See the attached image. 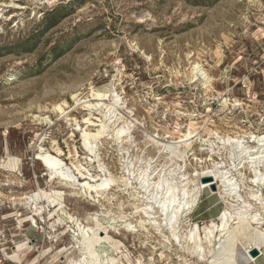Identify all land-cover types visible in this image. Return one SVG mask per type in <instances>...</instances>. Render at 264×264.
I'll list each match as a JSON object with an SVG mask.
<instances>
[{
	"label": "rangeland",
	"instance_id": "rangeland-1",
	"mask_svg": "<svg viewBox=\"0 0 264 264\" xmlns=\"http://www.w3.org/2000/svg\"><path fill=\"white\" fill-rule=\"evenodd\" d=\"M55 11L59 22L47 26ZM114 95L116 114L95 108ZM102 123L107 133L95 155L83 135ZM123 126L129 135L117 142ZM190 127L197 136L185 160H171L151 141L179 142ZM248 134L264 137V0H0V264L84 259L71 218L101 238L93 250L100 262L206 264L188 244L144 223V194L133 178L148 163L164 173L179 165L191 178L218 168L242 183L233 205L249 203L264 218L250 199L257 188L246 155L228 142ZM40 149L63 161L75 187L50 179L36 159ZM10 158L19 160L15 175L3 167ZM80 173L112 178L111 191L100 201L90 197ZM213 185L218 190L202 189L183 218L182 236L198 223L204 238V225L229 207ZM38 189L61 197L57 206L46 199L33 205ZM242 238L243 248L253 244ZM242 247L240 264H264L262 250L254 258Z\"/></svg>",
	"mask_w": 264,
	"mask_h": 264
},
{
	"label": "bare ground",
	"instance_id": "bare-ground-1",
	"mask_svg": "<svg viewBox=\"0 0 264 264\" xmlns=\"http://www.w3.org/2000/svg\"><path fill=\"white\" fill-rule=\"evenodd\" d=\"M197 68L195 69L198 70ZM197 77L198 75L193 77V81L197 79ZM95 96L97 101L102 98L101 93H96ZM112 102L113 103L109 105L98 103L95 105V108L97 110L106 108L107 113L116 114L117 108L120 105V99L115 98L114 95ZM58 109L61 110L62 113L64 112L61 107ZM105 118L109 119V114H107ZM86 123H89L91 126L94 125L91 122V119H86ZM99 127H101V129L98 130L96 134L84 133L83 135L84 147L89 153L95 154L94 144H96L98 140L104 138L107 133V126L105 123H102ZM182 134L183 135L181 136V140L179 142L162 143L158 142L154 138H151V141L154 144L159 145L162 148V151L160 152H166L167 155L171 157V160H173L175 156L185 160L187 154L186 151L191 148L192 140L197 136V134L196 129L193 127H190L185 134ZM128 135L129 127L127 128L126 126H123L121 128H117L115 131V140L117 142H123ZM241 138L242 140L244 138H248L249 140L251 139L253 140L252 143L258 142V149L257 147H255V149L244 148V142ZM228 142L236 147L235 148L233 146L235 151L237 149L240 151L242 156L246 155V160L248 162L244 163H248L246 166L249 167L251 173L253 174V179L250 183L254 186V188H257V191H251L250 199L262 205L264 209V196L260 193V191H263L264 189V137L259 138V136L256 137L253 134H248L244 137H229ZM181 148H184V150H181ZM234 156L235 155L233 154V157ZM36 159L42 163L46 171L50 174V179L58 178L61 183L65 185L69 184L75 187V176L70 174L69 170L66 169V165H64L60 158L53 156L42 149ZM18 166L19 160L10 158L7 165L3 167H6L8 173L15 175ZM211 172H213V174ZM211 172H209L211 173L210 176L196 174L194 176L196 179H194L188 177L186 171H183L182 167L179 165H177L176 169L170 173H164L163 170L158 171L157 169L155 170V168L153 169L151 164L148 163L146 168H144L139 175H136L135 178H133L140 185L138 190L141 192L138 194H144L142 199H140L141 201L144 200L143 205L145 208L143 213L145 215L144 218L146 219L144 223L148 221L151 228L154 227L158 231H161L166 235L168 234L170 238L177 243L181 244L184 242V245L188 244L189 250L186 246L182 247L187 249L186 251H189L191 256L203 261L206 264H238L237 253L239 246L242 247L239 241L242 237L244 238V236L248 238L247 243L248 241H252L253 243L250 244L248 248L242 247L244 250L258 248L262 250L264 254V218H261V215H254V213L251 212L252 206L249 203L243 202V205H233L234 202L238 204L240 201H235V199L241 196L240 194V196L238 195L237 191L241 188L242 183L235 180L232 175L228 176L230 172H224L218 168ZM80 174L83 181H87L83 185L84 192L99 201L104 197V195L111 191V187L114 184L112 178L102 177L99 175L96 177L93 175L85 177L84 174ZM202 179H210L211 182L203 183L201 182ZM197 181L200 182L197 184ZM214 183L220 185L219 191L222 190L221 197L229 199V201H227L229 207L225 208L219 214L217 219L209 221L206 225L203 224L204 238L202 237L201 226H199L198 223L193 226H189L190 229L188 230V233L182 236L180 229L184 222L182 221L183 218H188V216L192 214L197 207L199 199L202 195V189L208 187L210 188ZM212 191L213 190H211V192ZM146 194L148 195L146 196ZM53 196L54 195L52 194L42 193V191L38 189V191L30 199V202H32L33 205H37L40 199H46L52 207H56L57 202L61 197H58L59 199L57 200L56 197L54 198ZM37 213L38 209L36 208V214ZM71 219L72 222L70 223L75 224V226H77L76 228H78V231H76L78 234L75 235L74 239L78 241L83 257L86 256L84 259L77 261L76 264H120L118 258H107L108 260L106 261H98V255L96 256L93 250L101 238L94 233L93 228L82 227L80 223L75 221L73 218ZM129 230L131 231V229ZM258 244H262L263 246ZM118 254H120V252L116 255Z\"/></svg>",
	"mask_w": 264,
	"mask_h": 264
},
{
	"label": "trees",
	"instance_id": "trees-1",
	"mask_svg": "<svg viewBox=\"0 0 264 264\" xmlns=\"http://www.w3.org/2000/svg\"><path fill=\"white\" fill-rule=\"evenodd\" d=\"M58 14H59V11H55V12H52L50 14H48L46 16V22H47V26H54L56 25L59 21H58Z\"/></svg>",
	"mask_w": 264,
	"mask_h": 264
},
{
	"label": "water",
	"instance_id": "water-1",
	"mask_svg": "<svg viewBox=\"0 0 264 264\" xmlns=\"http://www.w3.org/2000/svg\"><path fill=\"white\" fill-rule=\"evenodd\" d=\"M208 182H211L210 179H203V183H208ZM216 187L213 185L212 186V190L215 191ZM250 255L254 258H257L261 255L260 251L257 249V248H253L251 251H250Z\"/></svg>",
	"mask_w": 264,
	"mask_h": 264
},
{
	"label": "crops",
	"instance_id": "crops-1",
	"mask_svg": "<svg viewBox=\"0 0 264 264\" xmlns=\"http://www.w3.org/2000/svg\"><path fill=\"white\" fill-rule=\"evenodd\" d=\"M252 259V261H254V259L253 258H251ZM237 261H238V264H240V262H239V260L237 259Z\"/></svg>",
	"mask_w": 264,
	"mask_h": 264
}]
</instances>
